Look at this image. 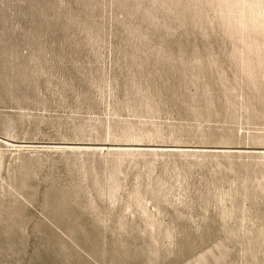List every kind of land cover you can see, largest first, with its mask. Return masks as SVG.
Masks as SVG:
<instances>
[{"label":"rangeland","instance_id":"1","mask_svg":"<svg viewBox=\"0 0 264 264\" xmlns=\"http://www.w3.org/2000/svg\"><path fill=\"white\" fill-rule=\"evenodd\" d=\"M238 147L264 151V0H0V264H264Z\"/></svg>","mask_w":264,"mask_h":264},{"label":"bare ground","instance_id":"2","mask_svg":"<svg viewBox=\"0 0 264 264\" xmlns=\"http://www.w3.org/2000/svg\"><path fill=\"white\" fill-rule=\"evenodd\" d=\"M3 140H6V141H8L7 143L8 144H10V145H12V146H16V147H23V146H27V145H25V144H22V143H17V141H9V140H7L6 138H2ZM56 146H58V145H54V147H56ZM60 146V145H59ZM58 146V147H59ZM81 147H87V146H81ZM87 148H89V147H87ZM154 149V148H153ZM157 149H159V148H157ZM160 149H162V148H160ZM172 149H174V148H172ZM163 150V149H162ZM194 150H205V149H194ZM213 150H220V151H245V152H248V153H256V154H259V153H263L264 151L262 150V149H258V148H249V147H238V148H231V149H213Z\"/></svg>","mask_w":264,"mask_h":264}]
</instances>
